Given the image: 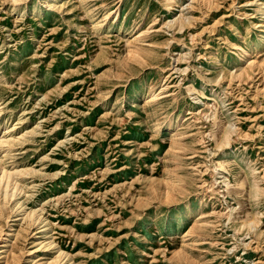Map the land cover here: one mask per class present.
<instances>
[{
    "label": "rangeland",
    "instance_id": "obj_1",
    "mask_svg": "<svg viewBox=\"0 0 264 264\" xmlns=\"http://www.w3.org/2000/svg\"><path fill=\"white\" fill-rule=\"evenodd\" d=\"M0 160V264H264V0H0Z\"/></svg>",
    "mask_w": 264,
    "mask_h": 264
},
{
    "label": "bare ground",
    "instance_id": "obj_2",
    "mask_svg": "<svg viewBox=\"0 0 264 264\" xmlns=\"http://www.w3.org/2000/svg\"><path fill=\"white\" fill-rule=\"evenodd\" d=\"M247 53H248L247 50H245L243 55H242L243 56L242 58L244 60L246 59V54ZM1 164H0V195L3 196V198L6 199L7 196L12 195V190L13 189L9 190L10 189V183H9L8 179H10V178H8V177H10V175L12 176L13 173L11 171L10 172L7 171ZM15 173H18V171H15Z\"/></svg>",
    "mask_w": 264,
    "mask_h": 264
}]
</instances>
